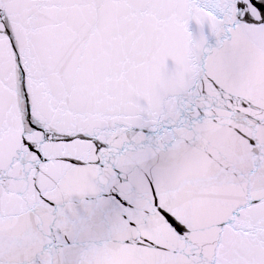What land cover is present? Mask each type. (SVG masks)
Segmentation results:
<instances>
[{"label": "snow or ice", "instance_id": "obj_1", "mask_svg": "<svg viewBox=\"0 0 264 264\" xmlns=\"http://www.w3.org/2000/svg\"><path fill=\"white\" fill-rule=\"evenodd\" d=\"M0 264H264V0H0Z\"/></svg>", "mask_w": 264, "mask_h": 264}]
</instances>
